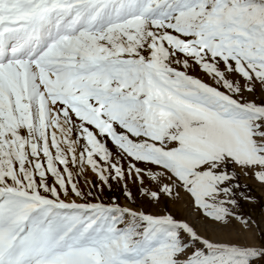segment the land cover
Instances as JSON below:
<instances>
[{"label":"snow or ice","instance_id":"6c2138e0","mask_svg":"<svg viewBox=\"0 0 264 264\" xmlns=\"http://www.w3.org/2000/svg\"><path fill=\"white\" fill-rule=\"evenodd\" d=\"M0 264H264V0H0Z\"/></svg>","mask_w":264,"mask_h":264},{"label":"rangeland","instance_id":"374dc122","mask_svg":"<svg viewBox=\"0 0 264 264\" xmlns=\"http://www.w3.org/2000/svg\"><path fill=\"white\" fill-rule=\"evenodd\" d=\"M257 195H259V193H257ZM257 211H260V209H257Z\"/></svg>","mask_w":264,"mask_h":264}]
</instances>
